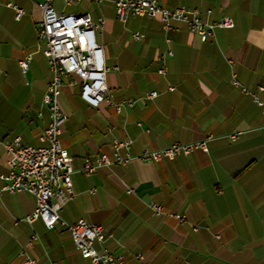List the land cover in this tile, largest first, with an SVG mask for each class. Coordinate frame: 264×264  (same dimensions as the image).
Returning a JSON list of instances; mask_svg holds the SVG:
<instances>
[{"label": "crops", "instance_id": "crops-1", "mask_svg": "<svg viewBox=\"0 0 264 264\" xmlns=\"http://www.w3.org/2000/svg\"><path fill=\"white\" fill-rule=\"evenodd\" d=\"M38 1L0 0V140L19 146L44 145L50 120L43 95L51 72L37 36ZM81 1L99 9L96 20L84 9L67 11L104 20L95 36L108 68L106 86L114 102L131 105L119 112L108 101L90 106L78 78H65L58 104L68 117L60 144L72 156L73 184L59 210L64 223L50 229L40 220L27 223L35 198L0 191V264H24L22 248L40 264H92L65 226L80 218L105 226V239L95 246L122 254L124 264H264V0H158L197 8L208 22L232 17V27L215 28L203 42L182 21L166 31L152 18L115 19L113 0ZM52 6L67 12L62 0ZM16 8L23 10L19 18ZM134 31L144 37L134 39ZM28 55L23 70L19 61ZM150 91L157 95L147 98ZM125 138L132 141L128 163L81 171L86 158L112 155L113 141ZM202 140L207 151L159 161L138 157ZM7 158L0 148V188ZM150 201L163 213L153 212ZM32 232L37 239L30 242Z\"/></svg>", "mask_w": 264, "mask_h": 264}, {"label": "built area", "instance_id": "built-area-1", "mask_svg": "<svg viewBox=\"0 0 264 264\" xmlns=\"http://www.w3.org/2000/svg\"><path fill=\"white\" fill-rule=\"evenodd\" d=\"M80 1L62 0L65 6ZM93 1L100 4L102 0ZM52 2L53 0L36 2L41 16L37 36L44 39L42 51L51 72L43 95V102L47 106L50 118L40 137L44 145L19 146L15 145L14 141L0 140V148H4L8 154L5 162L8 173L1 176L5 183L0 191L30 194L35 198V207L23 217V220L27 223L40 220L48 229L64 223L60 218L59 210L72 196V156L60 144V130L68 117L58 104L65 78L71 76L78 78L80 97L90 106L98 107L101 102L108 101L119 112L125 105H131L126 101L114 102L106 86L108 68L104 61L103 46L95 36L96 29L103 25L104 20L94 21L88 13L76 14L68 11L57 13ZM113 5L116 18L120 21H125L128 16L152 18L158 20L166 31L172 28V21H182L186 23L189 32L197 35L202 42L213 34L215 28H228L234 25V20L229 16L208 22L202 20L197 8L185 5L167 7L160 5L158 0H113ZM22 13V9L16 8L17 18ZM207 13L210 14L211 10L208 9ZM132 36L140 40L144 34L134 31ZM167 54H171V51L168 50ZM29 59L30 55L19 61V66L23 70L28 66ZM164 70V67H161L159 72ZM233 83L237 84L235 79ZM243 91L247 92L245 88ZM156 95V91H150L146 96L154 98ZM255 102L262 104L257 98ZM230 137L233 139L235 136L233 134ZM131 142L129 138L115 139L112 143V155L100 153L94 160L86 158L81 171L89 174L102 166L128 163L132 159L129 153ZM196 149L207 151L206 141L175 142L159 150H143L138 157L159 161L163 158H173L180 153L186 155ZM149 207L155 213H163L162 206L154 201L149 202ZM170 215L183 219L180 214L170 213ZM65 226L77 250L92 264H124L122 254L106 247L96 248L95 243L102 242L106 236V228L102 224L89 223L80 218ZM28 239L30 242L37 239L36 233L32 232ZM19 254L24 256V264H40L26 254L25 248H22Z\"/></svg>", "mask_w": 264, "mask_h": 264}, {"label": "rangeland", "instance_id": "rangeland-1", "mask_svg": "<svg viewBox=\"0 0 264 264\" xmlns=\"http://www.w3.org/2000/svg\"><path fill=\"white\" fill-rule=\"evenodd\" d=\"M57 1H55L54 2V5H55V7H56V5H57ZM60 7H62V4H61V6ZM100 7V6H99ZM57 9L59 8V7H56ZM66 11L68 10V11H74V12H79V10H81V9H84L85 11H89L90 12V14H91V16L96 20L97 19V16H98V8L94 5V4H88V3H86L85 1H81V2H79V3H77V4H72V5H68V6H66L65 8H64ZM115 11H113V14H114V18L115 19H117L116 18V15H115V13H114ZM103 15H105L106 16V13L103 11Z\"/></svg>", "mask_w": 264, "mask_h": 264}]
</instances>
